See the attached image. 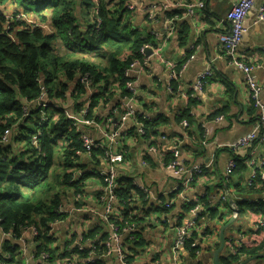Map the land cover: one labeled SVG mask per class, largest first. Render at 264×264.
Here are the masks:
<instances>
[{"label": "crops", "instance_id": "obj_1", "mask_svg": "<svg viewBox=\"0 0 264 264\" xmlns=\"http://www.w3.org/2000/svg\"><path fill=\"white\" fill-rule=\"evenodd\" d=\"M83 1L77 0L76 11L82 17L79 18L80 27L87 31L94 26L95 16L93 9L90 11L82 5ZM198 1H205L206 8H197L189 14L188 6ZM236 1H127L136 9L127 16V22L150 37L153 51L147 52L146 59L151 60L148 64L142 63L131 77L124 74L127 84L133 82L136 90L131 99L123 100L116 92L105 103L101 101L92 106L94 99L88 90L82 98L84 105L78 108L74 98L78 85L74 83L61 103L73 127L81 134V140L85 136L99 147L90 154L85 150L78 153L80 157L76 162L80 168L74 170V180L87 176L79 185L81 189L61 190L63 206L60 207L66 211V217L47 227L50 230L48 235L54 241L55 261L58 262L63 249L67 253L72 244L76 248L74 242L82 240L89 251L88 256L64 257L59 261L61 264H121L113 248L93 250L96 245L100 247L105 240L109 241L111 235L104 220L105 206L100 202L105 192L101 173L114 170L119 180H129L144 192V197L133 199L132 202L137 203L129 213L135 224V231L131 232L135 240L131 233L122 238L129 264H215L222 233L225 246L220 253V264L233 256L235 250L240 253L235 264H264V181L259 179L249 186L254 171L264 170V138L250 147L233 149L255 130L260 111L254 107L244 72L221 51L225 20ZM254 2L255 7L244 21L246 33L238 48V58L255 67L253 78L264 85V22L258 18L264 0ZM152 7H155V21L149 22L147 14ZM23 10L18 0H0V20L6 19L5 30L13 25H20V30L32 26L26 20L10 18L25 15ZM86 14L87 18H83ZM28 16L36 17V24L50 28L52 18L43 20L33 13ZM57 53L64 55L63 45ZM159 57L171 61L180 70L185 65L176 84L177 93L169 90L168 68ZM207 70L214 73V78L196 98H192L199 75ZM106 87L105 81L93 86L95 99ZM261 101L264 105V92ZM130 108L153 122L148 139L137 136L133 120L121 122L120 114ZM185 112H190V120L183 118ZM183 121H187L189 127H184ZM13 130L17 136V128ZM9 138L7 144L12 141L11 135ZM151 147L155 150L150 151ZM175 148H178L185 166L203 169L189 187L182 186L183 176L167 168L172 159L171 151ZM94 150H101L104 155L93 157ZM107 151L122 155L123 162L111 168L105 161ZM232 159L236 161V169L229 176L227 170ZM117 202L118 199L111 218L123 224L126 218L121 210L116 209ZM197 205L202 214L192 233L197 249L194 251L188 243L175 254L176 229L195 220L190 212ZM234 206L239 212L237 217ZM21 237L20 228L7 232L0 225V245L3 243V250L9 254H14L13 250L8 251L10 246L21 249ZM134 242L137 243L134 245ZM25 246H28L25 258V261L29 260L28 264H55L54 260L30 259L31 254H40V247L43 249V245L31 236L25 238ZM90 252L95 253L90 257Z\"/></svg>", "mask_w": 264, "mask_h": 264}, {"label": "trees", "instance_id": "obj_2", "mask_svg": "<svg viewBox=\"0 0 264 264\" xmlns=\"http://www.w3.org/2000/svg\"><path fill=\"white\" fill-rule=\"evenodd\" d=\"M127 1L99 0L95 24L87 31L80 27L79 18L82 17L76 13L77 0L46 2L42 9L36 11L35 14L43 20L52 18L49 32L32 26H24L20 30V25L5 30L6 19L0 20V140L8 129L12 136L10 144H0L1 226L7 232L17 231L20 227H41L42 234L37 241L43 249L40 247L39 251L49 252L51 261L56 260V252L52 249L54 241L48 236L50 230L47 227L66 217L65 213L58 212L63 206L61 190H79V185L87 178L83 175L74 180V170L80 168L76 160L80 157L78 153L84 151L83 143L81 134L73 127L61 103L66 100L70 85L76 83L74 98L77 107H82V98L88 93L81 82V77L85 76L93 86L102 81L107 83L98 99H95V93L92 94V106L101 101L105 103L116 92L123 99L131 97L125 70L133 61H143L140 51L151 41L143 31L127 22V16L132 13ZM82 5L95 11L93 0H84ZM22 7L25 15L32 13L30 8ZM85 16L87 18V14ZM61 45L64 55L57 53ZM116 83L117 87L114 86ZM176 84H172L174 93H177ZM43 94L50 106L37 109V101ZM27 104H30V114L24 116L23 108ZM42 112H45L44 117L40 116ZM189 115L190 112H185L183 118L190 120ZM152 125L153 122L145 121L143 138L150 137ZM16 128L18 134L14 136L13 129ZM36 135H39L38 145L33 141ZM98 154L103 152L93 151V157ZM101 179L104 181V177ZM119 182L116 209L124 213V222L133 224L129 213L137 202L132 201L137 196L144 197V192L129 180ZM112 221L120 231L125 226L124 222ZM191 242H194L193 238ZM15 248L10 250H13V256L19 251L18 246ZM130 248L134 249L133 244ZM102 249V245L95 246L96 251ZM88 253L77 249L66 253L63 249L59 257H87ZM239 259L240 253L237 252L223 261L224 264H235Z\"/></svg>", "mask_w": 264, "mask_h": 264}, {"label": "built area", "instance_id": "obj_3", "mask_svg": "<svg viewBox=\"0 0 264 264\" xmlns=\"http://www.w3.org/2000/svg\"><path fill=\"white\" fill-rule=\"evenodd\" d=\"M94 2V16L97 17L99 13V0H93ZM255 7V2L254 0H237L229 12L225 24H226V29L225 32L221 36V51L224 53V55L231 60L232 64H234L237 68L242 70L246 76L247 80V85L250 90L251 94V99L254 103V107L260 111V118L257 123V126L255 130L242 138L235 146H233V149H238L241 147H250L252 144L255 142L261 140L264 138V105L261 101V95L264 92V85L259 84L256 82L253 78V72L255 67L248 65L247 63L241 61L238 58V48L240 43L242 42L243 36L246 33V28L244 25L245 18L247 15L250 13V11ZM129 10L135 11V7L133 5L128 6ZM205 9L206 4L205 1H198L195 4H191L188 6V13L193 14L196 9ZM154 9L155 7L151 8V11L148 12L147 14V20L149 22L155 21V14H154ZM25 18H15L16 21H21V20H26L27 22L31 23L30 25L35 26V27H41L44 30H47L49 32V28L47 26L43 25H38L36 22H33L30 20V18L27 15H19ZM258 18L261 22H264V6H261L259 8V15ZM100 25V21L98 23V26ZM43 26V27H42ZM46 27V28H44ZM153 44L148 43L146 44L140 51L141 55L143 56V61H138L135 60L133 61L130 66L125 70V76L126 77H131V75L135 72V70L142 64H148L151 59H146V54L148 51L152 50L153 51ZM160 60H162L168 68L169 72V80H168V88L170 91L173 92L172 84L178 83L179 79L181 78L182 71L185 68V65L183 68L180 70L177 65L173 64L171 61L165 60L163 57H159ZM214 78V73L211 70H207L204 73L200 74L195 86L193 87V94L191 95L192 98H196V95L200 92L203 91L204 87L206 86L207 82ZM81 82L88 88L90 95L92 96V82L88 78V76L81 77ZM127 89L131 93V98L136 95V90L134 88L133 82H129L127 84ZM42 95V99L43 96ZM46 96H44L45 98ZM39 100H42V99ZM130 98V99H131ZM121 99H123L121 97ZM129 99V98H128ZM128 99H123V100H128ZM32 104V103H30ZM27 104V107H24V116H28L30 114L29 112V105ZM38 104V101H37ZM48 107V106H47ZM87 112H84L86 114ZM121 122H126L127 120H133L135 123L136 131L137 134L141 137L145 136V121L151 119L147 116H143L140 114H136L134 109L130 108L127 112L121 113ZM112 122V120L110 121ZM89 124L92 123V121L88 122ZM183 126L184 127H189V123L187 121H183ZM11 130L8 129L7 134L4 135L1 140L0 144L6 145L10 141V132ZM39 135L34 136L33 141L35 145L37 144ZM82 143H83V148L84 150L90 154L91 151L97 147L98 145H94V141L87 138V137H82ZM150 151H154L155 148L151 147L149 149ZM172 153V159L169 161L167 168L169 170L174 171L177 175H181L184 177V181L182 183V186L189 187L192 185L197 178L202 174L203 169L199 166H194V167H188L185 166L180 159V152L178 148H175L171 151ZM124 160L123 156L120 154H113L109 151L106 152V157L105 161L109 164L111 168H115V165L118 163H122ZM256 164V162H253ZM236 169V161L235 159H232L229 163L228 170H227V175H232L234 173V170ZM101 176L104 177V182H105V192L104 194L100 197V202L105 206V215H104V220L107 223L108 227L111 230V235H109V241L104 242L102 245L105 250H110L114 249L118 260L121 262V264H129L128 259H127V251L125 249V244L124 241L122 240L123 236L126 233H131L135 231L134 223L129 224L128 222H124L125 226L123 229L120 231L118 228L117 224L112 221L111 214L112 211L114 210V205L116 200L118 199L117 197V191H118V186H119V178L116 175V172L114 170H110L107 174L101 173ZM261 179L264 181V170H256L253 173L252 178L250 179L249 186H252L255 181H258ZM234 215L237 217L239 212L237 208L234 206ZM59 213H65L66 211L60 207L58 209ZM195 220H192L182 226H179L176 229V234H175V241L173 245V252L177 254L180 249H182L188 242H191V239L193 237V231L197 227L198 224V217H201L202 214H200L199 206H195L191 212H190ZM198 220V221H197ZM2 224L0 220V225ZM262 227H264V223L262 224ZM22 237H21V249L15 255L9 254V252H6L3 250V246L5 245L1 243L0 245V264H28V261H25L26 254L28 253V246H25V238L28 236H31L34 240L37 241V239L40 237L41 230H39L36 226H27V227H20ZM50 236V235H48ZM132 236V239L135 240V235L133 233L130 234ZM75 247H70L68 251L72 252L74 249H77L80 252H85L87 251L85 246L83 245L82 240L74 242ZM192 249H197V245L195 242H191ZM11 249L16 250L15 246H10L8 247V251ZM95 251V249H93ZM95 252H90V257L94 255ZM234 254H237V250H235ZM31 260H38L41 259L43 262H49L51 260V255L47 251L41 252L39 255L38 254H31L30 257Z\"/></svg>", "mask_w": 264, "mask_h": 264}, {"label": "rangeland", "instance_id": "obj_4", "mask_svg": "<svg viewBox=\"0 0 264 264\" xmlns=\"http://www.w3.org/2000/svg\"><path fill=\"white\" fill-rule=\"evenodd\" d=\"M18 2H19V4L21 5V7L22 6H25V7H28V8H30L31 10H32V13L33 14H35L36 13V11H39L40 9H42L43 7H44V5H45V3L46 2H49L50 4H54V0H18ZM23 8V7H22ZM24 11V10H23ZM76 13H77V11H76ZM36 15V14H35ZM86 17V16H85ZM10 18H25V17H22V16H19V15H13V16H11ZM26 18H30V20L31 21H33V22H35L34 21V18H36V17H34V16H29V17H26ZM28 24L30 25L31 23H29L28 22ZM49 24V23H48ZM44 26V25H43ZM42 26V27H43ZM44 28H46V27H44ZM51 33V32H50ZM42 99V98H41ZM65 105H66V103H65ZM46 107V106H50V104H49V102L48 103H46V99L44 98V96H43V99L42 100H39L38 101V105H37V109H39V108H43V107ZM53 110L52 109H50V113H53L52 112ZM44 115H45V112H42V115H40L41 117H44ZM23 125V124H22ZM1 220V222H3V220L2 219H0ZM61 264V262H57V261H55V264Z\"/></svg>", "mask_w": 264, "mask_h": 264}, {"label": "water", "instance_id": "obj_5", "mask_svg": "<svg viewBox=\"0 0 264 264\" xmlns=\"http://www.w3.org/2000/svg\"><path fill=\"white\" fill-rule=\"evenodd\" d=\"M224 246H225V237H224V234L222 233L221 247L219 248L218 252L216 253V256H215V264H220V253L224 249Z\"/></svg>", "mask_w": 264, "mask_h": 264}, {"label": "bare ground", "instance_id": "obj_6", "mask_svg": "<svg viewBox=\"0 0 264 264\" xmlns=\"http://www.w3.org/2000/svg\"><path fill=\"white\" fill-rule=\"evenodd\" d=\"M94 145L96 146V145H98L97 143H94Z\"/></svg>", "mask_w": 264, "mask_h": 264}]
</instances>
